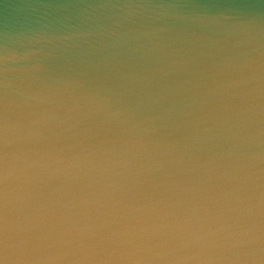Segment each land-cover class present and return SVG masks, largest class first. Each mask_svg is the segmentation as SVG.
I'll use <instances>...</instances> for the list:
<instances>
[{
    "label": "water",
    "instance_id": "1",
    "mask_svg": "<svg viewBox=\"0 0 264 264\" xmlns=\"http://www.w3.org/2000/svg\"><path fill=\"white\" fill-rule=\"evenodd\" d=\"M6 226L264 264V0H0V264Z\"/></svg>",
    "mask_w": 264,
    "mask_h": 264
},
{
    "label": "clouds",
    "instance_id": "2",
    "mask_svg": "<svg viewBox=\"0 0 264 264\" xmlns=\"http://www.w3.org/2000/svg\"><path fill=\"white\" fill-rule=\"evenodd\" d=\"M35 162H25L22 166L21 174L14 175L15 162L10 169L6 170V178L20 180L27 183L30 180L28 169L33 167ZM15 189H13V196ZM77 229L74 227L61 226L58 237H54L49 242L33 245L27 240H22L16 232L14 226H6L3 254L10 257L7 264H85L81 257L88 256L92 249L86 239H76L73 236ZM130 264H137L131 255L127 257Z\"/></svg>",
    "mask_w": 264,
    "mask_h": 264
}]
</instances>
